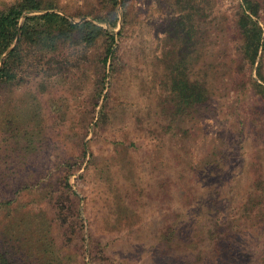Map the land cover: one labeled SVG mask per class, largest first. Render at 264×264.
I'll return each mask as SVG.
<instances>
[{"label": "rangeland", "instance_id": "1", "mask_svg": "<svg viewBox=\"0 0 264 264\" xmlns=\"http://www.w3.org/2000/svg\"><path fill=\"white\" fill-rule=\"evenodd\" d=\"M56 1L75 22L112 9L107 0ZM206 3L212 82L201 113H170L167 67L181 56L175 49L160 61L177 16L171 0H127L117 74L99 61L100 40L42 57L24 83L0 86V255L14 264H264V100L254 88L264 83V52L261 77L239 55L240 0ZM259 20L264 28V7ZM151 120L169 129L149 133ZM232 220L242 242L217 260L210 232ZM180 221L192 248L174 253L164 239Z\"/></svg>", "mask_w": 264, "mask_h": 264}, {"label": "trees", "instance_id": "2", "mask_svg": "<svg viewBox=\"0 0 264 264\" xmlns=\"http://www.w3.org/2000/svg\"><path fill=\"white\" fill-rule=\"evenodd\" d=\"M107 1L112 6L111 10L94 15V20L82 19L79 22L72 21L65 14L57 11L61 10V7L56 0H15L0 7V86L24 83L22 72L28 66L36 65L42 57L72 47L88 51L100 40L104 46V55L99 61L103 67L109 65L112 74H117L118 67L122 66L117 39L128 24L127 0H122L124 7L122 29L118 33L114 30L119 23V16L116 13L119 1ZM206 5V0H171V6L177 16L165 29L167 51L160 61L170 63L168 57L175 53V49H180V59L167 67V76L170 78L172 88V91L169 90L172 97L168 100L173 102L175 107L170 111L173 116H187L193 110L201 113L209 100L212 81L208 78L210 66L205 59L203 40L206 35L203 23L208 17ZM263 7L264 0H240V10L235 21L237 34L242 38L239 55L241 53L251 69L261 77L264 28L259 17ZM33 70L36 68L33 67ZM51 70L53 69H48ZM191 73L196 77L191 76ZM213 73L216 74L214 71ZM107 76L103 71L100 81L101 94L105 89ZM254 88L264 100V83L256 80ZM105 97L107 100L109 95ZM148 124L149 133L157 135L169 129L156 130L153 120ZM66 185L71 189L70 181H66ZM260 213L248 212L251 217ZM188 226L189 224L182 221L171 225L164 239L168 251L172 250L175 253L174 250H179V246L184 248L185 252L192 248L189 245L192 239L189 237ZM243 233V229L236 227L233 220L218 224L217 231L210 232L214 244L207 249L211 250V256L219 258L217 260L227 261L228 253L234 252L238 242L239 244L242 242ZM187 234L188 237L185 238L184 235ZM202 253L204 250L198 252L199 255ZM185 258L190 259L191 254ZM0 264H14V259L8 258L4 253L0 255Z\"/></svg>", "mask_w": 264, "mask_h": 264}]
</instances>
